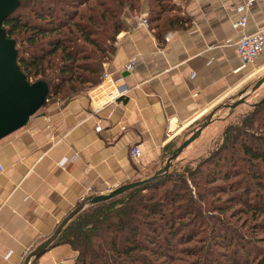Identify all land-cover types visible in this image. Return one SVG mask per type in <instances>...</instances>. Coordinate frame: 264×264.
<instances>
[{
	"label": "crops",
	"instance_id": "0c3cea01",
	"mask_svg": "<svg viewBox=\"0 0 264 264\" xmlns=\"http://www.w3.org/2000/svg\"><path fill=\"white\" fill-rule=\"evenodd\" d=\"M147 1L123 12L125 27L103 64L114 84L128 89L124 97L95 112L114 85L101 77L67 97L46 99L24 126L0 139V264H23L88 195L149 176L206 119L198 138L213 143L217 125L224 127L241 105L231 112L226 104L264 75V51L245 67L236 52L242 32L232 22L243 13L242 0H172L187 22L163 36L149 24ZM247 16L245 32L264 29V0H255ZM76 256L55 239L30 264H70Z\"/></svg>",
	"mask_w": 264,
	"mask_h": 264
},
{
	"label": "trees",
	"instance_id": "16d2710c",
	"mask_svg": "<svg viewBox=\"0 0 264 264\" xmlns=\"http://www.w3.org/2000/svg\"><path fill=\"white\" fill-rule=\"evenodd\" d=\"M139 1L19 0L2 25L6 35L16 42L18 64L26 79L46 82V99L58 95L64 98L99 82L104 62L115 51L116 36L125 27L122 14L126 9L135 11ZM29 2L34 5L28 14L22 12ZM148 2L149 24L162 36L187 22H183L180 8L172 0ZM263 105L264 98L253 105L240 124L226 122L219 147L209 150L198 167L182 166V160L176 158L166 174L82 208L56 238V243L68 244L77 252L70 264H264V249L258 238L244 236L238 227L231 228L225 221L220 229L200 225L204 223V210L227 211L223 205L216 208L214 201L224 191L220 189L222 183L232 187V177L239 175L237 167L249 165L251 158L263 163L264 149L249 146L252 140H247L250 134L245 128ZM260 118L262 134L254 138L264 146L263 110ZM239 153L241 165L232 166V172L229 162ZM205 163L221 168L206 166L204 172ZM252 178L251 184L245 181V196H232V201L239 202L243 209L251 208L253 215H261L264 209L254 202L264 203V182L258 175ZM252 183L258 191L263 190L262 194L254 191L249 195ZM220 215L212 216L218 219ZM217 237L223 244L214 241ZM191 242L195 244L189 247ZM217 247L223 248L221 254ZM185 255L192 258H179Z\"/></svg>",
	"mask_w": 264,
	"mask_h": 264
},
{
	"label": "water",
	"instance_id": "95a60500",
	"mask_svg": "<svg viewBox=\"0 0 264 264\" xmlns=\"http://www.w3.org/2000/svg\"><path fill=\"white\" fill-rule=\"evenodd\" d=\"M19 0H0V139L14 132L25 125L46 101L48 85L43 80L30 82L19 67L17 59L16 42L6 35L3 21L14 12ZM264 84V76L259 78L253 86L239 99L227 103L226 107L232 112L238 105L246 102V96L253 93ZM241 93V94H242ZM240 94V95H241ZM211 119L204 120L197 127L192 129L187 138L166 158L165 162L151 176L127 182L101 194H90L66 214L57 225L53 233L39 243L26 256L23 264H30L32 259L38 258L57 238L66 223L73 218L87 204L98 203L113 198L131 188L143 185L158 176L166 174L172 166L173 161L179 154L198 136L201 131L210 123Z\"/></svg>",
	"mask_w": 264,
	"mask_h": 264
},
{
	"label": "rangeland",
	"instance_id": "374dc122",
	"mask_svg": "<svg viewBox=\"0 0 264 264\" xmlns=\"http://www.w3.org/2000/svg\"><path fill=\"white\" fill-rule=\"evenodd\" d=\"M30 1V0H29ZM174 2V1H173ZM148 3V1H147ZM30 4V6L28 7V5H25L26 8L23 9L22 12H26L28 14L29 8L34 5L32 4V2L28 3ZM174 5H176L175 3H173ZM178 7V5H176ZM261 75V74H260ZM255 79L254 81L256 82L259 78L263 77L264 75L260 76ZM254 82V83H255ZM253 86V85H252ZM250 87H248V89H250ZM264 98V87L260 88L257 90L256 93H253L251 95H249V97H247L245 100L246 102L242 103L240 105V107L232 114V117L230 116V119H228L227 122L230 123H235L238 122L239 124L242 122V119H244V117L246 116L247 113H250L253 105L258 104L260 102L261 99ZM262 110L264 111V105L262 106ZM261 111H259L256 115H254L255 120H253V123L250 125L249 123L245 125L246 128V132L248 134H250V136H247V140L250 141L252 140V142L250 143V147L257 149L258 151L264 149V146H261V144L256 143L255 141V136L258 135L259 133L262 134V130L259 126V124L261 123L260 121V116H261ZM247 126V127H246ZM218 128H215L214 132H213V140L214 142L210 144V139L208 137H203L201 136L200 138H198L191 147H186V149L184 150V152L180 155H178V159L182 160L181 164L182 166H186L187 164L190 165L191 167L197 166L199 165V162L201 160H203L207 155L209 150H213L214 148L219 147V142L221 141V133L223 130V126L219 127L217 125ZM253 135V137L251 136ZM217 141V142H216ZM216 142V143H215ZM264 152V151H263ZM192 156V157H191ZM196 158L195 160H189L191 158ZM241 157V153H239L237 155L236 158H234V160L232 162H229L228 168H230L232 170V166L235 167V165L237 164V166L241 165V161L238 160V158ZM181 158V159H180ZM252 160L248 159L249 165H245L243 166V168L237 167L240 171H242V173H239L240 171H237L239 175L233 176L232 177V187H228L227 185L230 184H226V183H222L220 185V183H216L218 184V186H222L220 189L224 190V191H220L221 193H218V196H220L218 199H216L214 202L216 203V208H218L219 206L226 207L227 211L226 212H220L219 209H215L218 211H207L206 210L203 211V219L202 221L204 223H200V225H202L204 228L206 229H213V228H217L220 229V227H223V221L227 222L228 226L232 227H238L241 232L243 233L244 236H251L253 235L254 237L259 239V244L262 246L261 248L264 249V210L261 211L260 213H263L261 215H258V213L254 214L251 212V208L246 210L243 209L240 206V203L237 201H232V196L235 195H242L245 196L244 194V190L245 187L247 186V184H245V181L248 182V184H251V178L252 175H258L261 177L262 182H264V161L261 164L260 161L258 159H253ZM222 163H220L221 165ZM206 166H210L212 168H216V169H220L221 166L215 167L209 163H205L202 167H203V171H206ZM206 167V168H205ZM160 168V167H159ZM159 168H156L159 169ZM248 168V169H247ZM226 169V168H224ZM224 169L222 170V172L224 171ZM156 170H151L149 171V176H151ZM237 170V169H234ZM232 172H234L232 170ZM246 173V174H245ZM246 175V176H245ZM147 176V177H149ZM246 179V180H245ZM255 178L253 177L252 180H254ZM254 183H252V186H250V196L254 193V191H258V188L253 185ZM217 186V185H216ZM231 190V191H230ZM230 191V192H229ZM263 190L259 189V194H262ZM264 194V193H263ZM216 196H214L213 198L211 197V200H213ZM254 200V199H253ZM254 202V201H253ZM254 203H256L255 205H257L258 207H261L264 209V203L256 200ZM263 204V205H262ZM221 213L220 217L217 216L218 219L213 218L212 215L216 216L217 214ZM232 214V215H231ZM224 230V229H223ZM248 230V231H246ZM247 232V233H246ZM214 241L223 244L222 241H220V239L217 237L214 239ZM195 242H191L189 245V247H191L192 245H194ZM188 247V246H187ZM188 247V248H189ZM216 250H219V254H221L223 252V248L222 247H217ZM180 259H188V258H192L191 256H183V257H179ZM208 260H210V257H208ZM182 262L179 261L177 262V264H181Z\"/></svg>",
	"mask_w": 264,
	"mask_h": 264
},
{
	"label": "built area",
	"instance_id": "2783aa9c",
	"mask_svg": "<svg viewBox=\"0 0 264 264\" xmlns=\"http://www.w3.org/2000/svg\"><path fill=\"white\" fill-rule=\"evenodd\" d=\"M255 0H242L239 6L240 11H243L242 15L235 21L232 22V28L241 31L240 37L235 41L236 52L240 60L241 67L253 65L256 63L259 56L264 51V29H258L254 32L247 33L244 29L247 26L248 12L253 5ZM144 25L147 26V22L144 19ZM133 61H130L127 65V69H132ZM102 79L104 82H113L112 76L109 72L104 71L102 73ZM128 92V89L115 84L108 90L107 95L104 99L95 107L94 111L97 112L105 105L115 103L120 98L124 97ZM140 156V149L134 146L131 149V157L133 160H137ZM65 161V160H64ZM113 188H108L107 191Z\"/></svg>",
	"mask_w": 264,
	"mask_h": 264
}]
</instances>
